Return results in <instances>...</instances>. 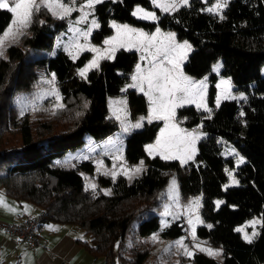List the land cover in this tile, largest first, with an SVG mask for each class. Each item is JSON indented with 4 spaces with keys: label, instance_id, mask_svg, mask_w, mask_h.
<instances>
[{
    "label": "trees",
    "instance_id": "16d2710c",
    "mask_svg": "<svg viewBox=\"0 0 264 264\" xmlns=\"http://www.w3.org/2000/svg\"><path fill=\"white\" fill-rule=\"evenodd\" d=\"M135 6L154 10L156 21L136 18ZM200 0H191L170 13H161L151 0H105L96 6L99 28L92 35L100 43L109 20L128 23L147 32L155 27L174 30L192 46L184 72L193 77L210 76V98L215 92L212 65L221 60L220 74L229 77L235 88L248 94L246 105L223 101L213 116L201 119L193 108L187 113L188 125L203 122L205 134L197 143L194 161L184 176L194 193H201L200 212L210 227H196V238L222 249L221 263L195 252L192 264H264V76L253 73L264 66V0H229L220 15L206 11ZM43 18V20H42ZM12 13L0 9V35ZM67 19L53 16L42 8L31 25L0 57V141L15 129L19 145H0V190L15 199L32 203L42 214V223L74 225L84 232L86 250L103 264H144L154 245L147 237L157 232L162 239H177L185 234L182 219L160 227L159 212L163 194L174 171L147 156L144 146L154 141L161 120H154L131 131L124 142L123 156L129 164L145 161V170L131 182L118 174L113 178L96 175V188H86L80 172L93 174L91 160L75 165L64 161L67 152L79 150L86 136L103 140L118 130L109 117L108 97L125 95L131 120L147 112L142 93L127 90L138 56L120 49L99 67L78 75L89 53L72 59L65 51H50ZM53 75L64 107L56 112L42 110L35 120L20 116L17 107L7 106L14 94L32 90L37 84L36 69ZM36 81V82H35ZM241 114L239 118L238 115ZM225 141L244 158L235 162L225 156ZM234 169L238 184L224 187L227 170ZM110 189L106 195L103 189ZM215 200H221L216 204ZM252 217L261 219L258 234L248 243L236 227ZM131 236V238H130ZM127 238H130L128 245ZM25 244V243H24ZM35 248V247H34Z\"/></svg>",
    "mask_w": 264,
    "mask_h": 264
},
{
    "label": "rangeland",
    "instance_id": "374dc122",
    "mask_svg": "<svg viewBox=\"0 0 264 264\" xmlns=\"http://www.w3.org/2000/svg\"><path fill=\"white\" fill-rule=\"evenodd\" d=\"M103 1L105 0H102V2ZM190 1L191 0H189V3ZM200 1L205 4L204 9L206 11H208L207 10L208 8L214 7L215 4L219 2V0H200ZM228 1L229 0H227V3ZM64 2L67 3L68 0H64ZM151 2L153 6L157 8L161 13H170L175 11L177 8L184 6L180 4V0H175V2L178 5L177 8L174 10L164 11L162 7H157L156 4L171 3L172 0H155V3L154 0H151ZM87 3L88 0H76L75 4L71 5L74 8V10L71 12L70 15L65 17L67 19L68 25L64 30H62L58 34V36L54 40L53 48L50 51V55H52L57 50H63L72 59H75L84 52L89 53V58L87 59L85 64L81 68L76 70V73L80 75L79 74L80 71L85 67H87L94 60H97L99 65V63L103 59L113 58L115 52H117L120 49L136 51L139 57L141 58V60H139L137 64L135 63L132 72L130 74L131 75L130 80L128 84L122 88V90L126 92L127 90L133 89L139 93H142L145 96L146 101L148 102V110L145 114L139 115L134 120H131L129 117L126 96L120 95L117 97L114 96L108 97L107 105L109 110V117L118 123V130H116L114 134L108 136L103 140H94L86 136L85 143L83 144V146L74 153L67 152L63 156V160L70 162V164L72 165H75L84 160H91L94 166L93 174L80 172L81 176L83 177L84 185L86 188H90L91 184L96 185L97 174H106L112 177L113 174L116 175L121 174L126 178L127 182H131L134 177H137L142 173L143 170H145L146 166L144 159H141L138 163L135 164H129L124 159L123 156V149L125 145L124 140L131 131L141 129L145 125V123L149 122V118L152 117L151 109L153 105L149 101L148 96L145 95V92L148 90L147 83L146 82L143 83L144 90L142 91L141 90L142 82L140 77L143 74H146L147 71L153 67V63H151L150 61H153L152 53L156 51V46H160L162 48H168L169 56L177 60L183 75L190 79L193 86L199 85L201 82H203V87H192L190 94L187 95H185L184 93H177V97H185V99L181 103V106H178L174 109L175 115L174 117L171 118V120L157 119L155 117L151 118V121L161 120L162 126L160 127L154 141L144 146L145 152L149 156L155 158L158 162H160L165 167V169L174 171L173 176L170 177L168 184L163 194L161 195L163 208L159 212L160 227L161 228L164 227L165 222L169 223L170 220L172 219L175 220L179 216H182L183 218L181 217L179 219H182L185 224V234L179 237L177 240L178 241L183 240L184 244L193 253L201 252L199 250L200 248L211 249L213 252H219L220 255L218 256H213V255H209V256L213 257L216 261L221 263L222 260L221 247L208 244L203 239L196 238L195 240H193L192 238L193 225H195V229H196V227L199 225L210 226V224L209 222L203 219L200 212L201 193H194L193 191H188L187 189H184L185 186L182 185L183 183L182 175L184 174V171H186L185 169L187 168V164L190 161H194V157L197 151V143L203 136H205V134L201 130L203 122L200 121L197 124L188 125L187 121H189V118L187 117V113L191 108H193L195 110V113L202 120L206 118H210L213 116L218 106L225 100L236 101L241 106L246 105L249 99L248 94L236 89L235 85L232 83L229 77H224L219 73L222 67V62L221 60H218L212 65L211 72L212 74H215V79H214L215 92L213 96L210 98L209 74L201 78H197V77L189 76L184 72V66L187 62L189 54L193 50V46L174 30H166L157 26L151 32H147L140 27H136L128 23H120L116 20H109L107 24L106 36L100 43H94L92 41V35L99 27H93L92 21L95 20L96 23L100 26L99 20L95 16V10H96L95 8L97 4L93 8H88L85 6L87 5ZM137 8H141L146 12H151L155 14L154 10H147L140 6H135L132 11V14L136 12ZM224 9L225 7L221 10L220 15L222 14ZM134 16L139 19H144L141 18L140 15H134ZM12 19H13V14H12ZM144 20L156 21L152 19H144ZM11 21L7 25L8 27L10 26ZM113 24L118 25L120 27L119 28L113 27L112 26ZM125 25H127L128 28L134 29L136 31L133 33L125 32L123 28V26ZM157 29H159L160 31L159 36H157ZM138 32H144L149 37L151 36L157 37L156 40L153 41V46L151 48H148L146 50H138L141 41V38H139L136 35V33ZM84 33H89V34L85 36ZM21 34H18L15 37V39H9L5 42L4 55L0 57H6L7 47L13 44L14 42H16L18 38L21 36ZM169 34H174L175 41H171L167 39ZM105 41H112V43L110 44L105 43ZM185 42L191 45L190 49L173 50L175 44H184ZM144 43L147 44V41H144ZM122 44L125 46L122 47L121 46ZM77 45H82L86 47H77ZM129 45H131V47H129ZM91 48H96L99 49L100 51L99 52L90 51L89 49ZM184 51L187 52V55L186 57L181 59L180 57L182 56ZM140 61H144L143 66ZM161 61H163L164 68L167 69L172 68V65L169 64L163 56L157 57L155 63H160ZM94 68L96 67L94 66L90 68L89 71ZM138 68L142 71L138 72ZM35 73H36L35 79L37 80V84L35 83L34 87H32V90H26L24 92L14 94L11 97V99L8 100L7 103V106L9 105V109H11V107H17L19 109L18 114L20 116L28 115V117L33 120L39 117L40 115L38 113L39 111L48 110L53 113L56 112L58 109L63 108L65 105L63 102L62 95L60 94L58 87L54 81L53 75L47 72L46 69L44 68H37ZM262 76H264V66H262L260 69L256 70L253 73L254 80ZM133 77H137V79L134 80ZM54 94H58L61 99L57 100L56 95ZM158 95H159L158 93H154V96H158ZM241 97H243V99ZM218 100H219V105H217ZM197 104H201L202 106L198 108ZM59 105H62V107H60ZM204 106L210 109V111H205ZM241 114L242 113L238 115L239 118L241 117ZM117 117H120V119H117ZM141 118H143L142 121ZM121 121H124V123L122 124ZM138 122L142 123V126L140 128L131 127V125H134ZM173 124L176 125L177 128L184 129L186 130V132L193 133L198 137L195 143L196 151L193 158L187 160V162L184 164H181L179 160H175V159H162L160 155H156L155 153L150 155L148 151V147L150 145H156L157 140L167 139L168 135L175 131L171 127V125ZM125 125L129 127V130L127 132L124 131ZM165 125H169V127L166 128ZM14 130L15 129L11 128V132L5 133L3 135L0 141V145L2 142L3 145L10 148H16L19 145L20 138L18 139V137L15 135ZM162 131L165 132L164 137H161ZM218 141L221 143L225 156H233L235 158V162H237L238 164L244 161V158L241 157V155L237 154L236 151L228 144H226L225 141H221L219 139ZM141 162H142V170L139 173L134 172V169L141 167ZM234 171H235L234 169L227 170V175L229 177V180L228 183L224 186L225 188L226 186H234L238 184V180L234 175ZM229 173H231V175H229ZM128 176H131L132 179H128ZM173 181H175V188H173ZM103 192L104 193L110 192V189L107 188L103 189ZM215 202L216 204H220L222 201L215 200ZM3 220L8 222H16V221H9L6 219ZM189 220L192 221V224L189 223ZM253 221L257 222L254 226L252 223ZM259 226H261V219L259 217H252L251 219L245 221L243 224L237 226L236 230L241 228L243 229L242 232L241 231L239 232L241 234L242 239L245 240L244 238L245 234L252 236L253 233H256L257 235L259 232L258 230ZM153 236H157V232L150 234L147 237V239L149 241H153L152 240ZM255 236H253V238ZM130 238H127L128 245L131 240ZM169 242L170 243H162V244L159 243L158 246L156 245L155 242H153L154 245L149 249V255L145 260L144 264H192L190 261L191 257L186 256L184 254L183 248L177 247L175 242L174 243L171 242V239L169 240ZM203 253L207 254V252H203Z\"/></svg>",
    "mask_w": 264,
    "mask_h": 264
},
{
    "label": "snow or ice",
    "instance_id": "6c2138e0",
    "mask_svg": "<svg viewBox=\"0 0 264 264\" xmlns=\"http://www.w3.org/2000/svg\"><path fill=\"white\" fill-rule=\"evenodd\" d=\"M76 0H68L67 3L64 0H0V9L7 10L8 12L13 14V19L11 21L10 26L0 35V56L4 55V48L5 42L9 39H15L18 34L23 33L25 29H27L33 20V16L36 13H39L42 8L47 9V11L51 12L53 16H57L60 19H64L66 16L70 15L74 8L71 6L75 4ZM102 0H88L87 5L88 8H93L96 4L101 3ZM155 3V0H154ZM189 0H180V4L186 6L188 5ZM157 7H162L164 11L174 10L177 8V3L175 0H172L171 3L165 4H156ZM227 6V0H219L215 4L214 7L208 8L207 10L210 13H216L220 15L221 10ZM134 15H140L141 18L144 19H152L156 20L157 17L154 13L146 12L141 8H137L136 12L133 13ZM220 18L223 19V15H220ZM93 27H99L95 20L92 21ZM113 27L119 28L120 26L113 24ZM124 31L127 33H133L136 30L128 28L127 25L123 26ZM89 33H84L87 36ZM136 35L141 38L140 45L138 50H146L153 46V41L156 40V36H147L144 32H138ZM160 35L159 29H157V36ZM168 40L175 41L174 34H169L167 37ZM147 41V44L144 43ZM105 43H112V41H105ZM122 47L125 45H121ZM77 47H86L82 45H77ZM131 47V45H129ZM191 48V45L185 42L184 44H175L173 50L181 49V50H188ZM90 51L99 52V49L91 48ZM187 52L184 51L182 56L180 57L183 59L186 57ZM153 67L150 68L146 74H143L141 79V90L143 91V83H147V91L145 95L148 96L149 101L153 105L151 112L152 117L157 119H166L171 120L174 117L175 112L174 109L178 106H181V103L184 101L185 97H177V93H184L185 95L190 94L192 87H203V82L199 85H192L190 79L183 75L182 70H180V65L176 59L171 58L169 56V49L162 48L160 46H156V51L152 53ZM163 56L169 64L172 65L171 69H167L163 67V61L160 63H155L157 57ZM75 58V57H74ZM99 67L97 60L92 61L87 67L80 71V75L86 78V73L92 67ZM138 68V72H141ZM134 80L137 77H133ZM154 93H158V96H154ZM56 95L57 100L61 99L58 94ZM235 98V97H234ZM243 99V97H241ZM217 105H219V100L217 101ZM62 107V105H59ZM201 104H197V107H201ZM205 111H210L206 106H204ZM149 118V122H151V118ZM120 119V117H117ZM143 118H141V121ZM122 124L124 121H121ZM142 123L138 122L131 127L140 128ZM165 127H169V125H165ZM171 127L175 130L173 133H170L167 139L164 140H157L156 145H150L148 147L149 154H156L160 155L162 159H175L179 160L181 164L187 162L193 158L195 154V143L198 137L193 133H188L184 129H179L176 125H171ZM129 127L125 125L124 131L127 132ZM165 136V132H161V137ZM142 170V162L141 167L134 169V172L139 173ZM126 171V170H125ZM116 174H113V178H115ZM231 175V173H229ZM128 179H132L131 176H128ZM90 187L93 191L96 188L95 184H91ZM173 188H175V181H173ZM106 195L110 194V192H106ZM219 203V202H218ZM0 207H7L6 200L3 196H0ZM27 209V205H25ZM198 219V218H197ZM189 223L192 224V221L189 220ZM253 226L257 223L253 221ZM264 226V225H262ZM164 227H168V223H164ZM210 227V226H209ZM50 230L57 231L58 229H54L49 226ZM237 231H243V229H237ZM256 233H253L252 236L245 234V240L248 243L252 242L253 236ZM192 238L193 240L196 239V232H195V225L192 226ZM82 239V238H81ZM153 242L158 241L157 236L152 237ZM176 246L179 248L184 249V254L186 256H193L194 253L188 249V247L184 244L183 240H179L176 242ZM201 252H207L208 255L218 256L220 255L219 252H213L211 249H199ZM168 251V250H165Z\"/></svg>",
    "mask_w": 264,
    "mask_h": 264
},
{
    "label": "crops",
    "instance_id": "0c3cea01",
    "mask_svg": "<svg viewBox=\"0 0 264 264\" xmlns=\"http://www.w3.org/2000/svg\"><path fill=\"white\" fill-rule=\"evenodd\" d=\"M137 56L138 59L136 64L141 60L138 54ZM140 62L143 66L144 61ZM122 93H124L123 90ZM147 156L149 155L147 154ZM182 176V185L185 186L184 189L191 191L186 177L184 174ZM0 196H3L7 203V207H0L1 219L21 222L22 220L32 217L40 212V210L32 203L23 200H15L6 195L3 190H0ZM25 205H27V209L25 208ZM181 217L182 216H179L177 219ZM49 226L58 230H50ZM37 232L40 244L35 248H28L24 242L0 230V264H103L102 259H95L86 250L82 241L87 239V236L82 230L74 225L41 222ZM177 239H171V242L176 243L178 241ZM169 240L170 239L158 238V241L155 243L158 246L159 243H170Z\"/></svg>",
    "mask_w": 264,
    "mask_h": 264
},
{
    "label": "built area",
    "instance_id": "2783aa9c",
    "mask_svg": "<svg viewBox=\"0 0 264 264\" xmlns=\"http://www.w3.org/2000/svg\"><path fill=\"white\" fill-rule=\"evenodd\" d=\"M41 222V213L26 218L20 223L8 222L0 218V230L24 242L26 247L34 248L40 244L37 230Z\"/></svg>",
    "mask_w": 264,
    "mask_h": 264
}]
</instances>
